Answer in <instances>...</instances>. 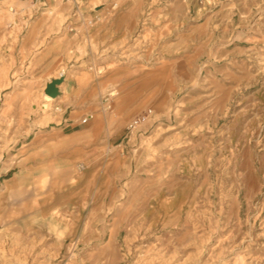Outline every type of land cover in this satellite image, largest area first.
<instances>
[{
  "label": "rangeland",
  "instance_id": "374dc122",
  "mask_svg": "<svg viewBox=\"0 0 264 264\" xmlns=\"http://www.w3.org/2000/svg\"><path fill=\"white\" fill-rule=\"evenodd\" d=\"M0 264H264V0H0Z\"/></svg>",
  "mask_w": 264,
  "mask_h": 264
},
{
  "label": "water",
  "instance_id": "95a60500",
  "mask_svg": "<svg viewBox=\"0 0 264 264\" xmlns=\"http://www.w3.org/2000/svg\"><path fill=\"white\" fill-rule=\"evenodd\" d=\"M64 81V76L53 79L51 82L48 83L46 93L54 98L58 97L60 94V86L63 84Z\"/></svg>",
  "mask_w": 264,
  "mask_h": 264
},
{
  "label": "built area",
  "instance_id": "2783aa9c",
  "mask_svg": "<svg viewBox=\"0 0 264 264\" xmlns=\"http://www.w3.org/2000/svg\"><path fill=\"white\" fill-rule=\"evenodd\" d=\"M93 118V116L91 114L85 116L82 120H81V123H88L91 119ZM138 123V121H135V124Z\"/></svg>",
  "mask_w": 264,
  "mask_h": 264
},
{
  "label": "bare ground",
  "instance_id": "6f19581e",
  "mask_svg": "<svg viewBox=\"0 0 264 264\" xmlns=\"http://www.w3.org/2000/svg\"><path fill=\"white\" fill-rule=\"evenodd\" d=\"M60 87H61V86H60ZM112 94H115V92H113ZM44 96H45V100H46L47 102H49V103H51L54 99H56V98H54V97L48 95L47 93H45Z\"/></svg>",
  "mask_w": 264,
  "mask_h": 264
},
{
  "label": "crops",
  "instance_id": "0c3cea01",
  "mask_svg": "<svg viewBox=\"0 0 264 264\" xmlns=\"http://www.w3.org/2000/svg\"><path fill=\"white\" fill-rule=\"evenodd\" d=\"M100 122H102V121L100 120Z\"/></svg>",
  "mask_w": 264,
  "mask_h": 264
}]
</instances>
